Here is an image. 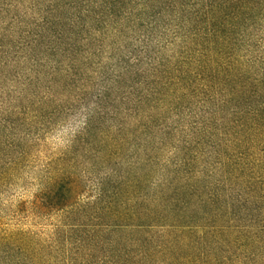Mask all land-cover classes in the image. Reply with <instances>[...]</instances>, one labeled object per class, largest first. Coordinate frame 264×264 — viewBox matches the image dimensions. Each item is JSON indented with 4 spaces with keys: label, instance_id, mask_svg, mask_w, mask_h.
I'll use <instances>...</instances> for the list:
<instances>
[{
    "label": "trees",
    "instance_id": "16d2710c",
    "mask_svg": "<svg viewBox=\"0 0 264 264\" xmlns=\"http://www.w3.org/2000/svg\"><path fill=\"white\" fill-rule=\"evenodd\" d=\"M263 12L0 0V264H264Z\"/></svg>",
    "mask_w": 264,
    "mask_h": 264
},
{
    "label": "rangeland",
    "instance_id": "374dc122",
    "mask_svg": "<svg viewBox=\"0 0 264 264\" xmlns=\"http://www.w3.org/2000/svg\"><path fill=\"white\" fill-rule=\"evenodd\" d=\"M251 33H253L255 37L258 38L260 44L262 45L261 47L264 50V12L263 16L259 21H257L255 28ZM77 126L78 123H76L75 125L72 124L58 128L52 131L45 138L44 144H42V147L40 148L42 152L41 154L37 155V158H39V160L35 163L37 167H40L42 164L45 163L44 159L46 158V156L51 155L52 153L57 152L66 146ZM30 177L31 176L28 175L25 182H20L17 187L5 188L1 192V210L8 212L9 209L13 206V204L16 203V201H20V199H28L32 196L35 191V188L34 186L30 185V182H32V178ZM39 223L42 224V227H46L49 225L50 222L39 221Z\"/></svg>",
    "mask_w": 264,
    "mask_h": 264
}]
</instances>
